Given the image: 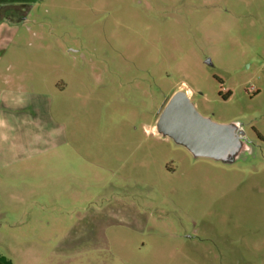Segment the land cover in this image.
Returning a JSON list of instances; mask_svg holds the SVG:
<instances>
[{"label":"rangeland","instance_id":"obj_1","mask_svg":"<svg viewBox=\"0 0 264 264\" xmlns=\"http://www.w3.org/2000/svg\"><path fill=\"white\" fill-rule=\"evenodd\" d=\"M177 90L234 162L156 132ZM0 255L264 264V0H0Z\"/></svg>","mask_w":264,"mask_h":264},{"label":"water","instance_id":"obj_2","mask_svg":"<svg viewBox=\"0 0 264 264\" xmlns=\"http://www.w3.org/2000/svg\"><path fill=\"white\" fill-rule=\"evenodd\" d=\"M156 132L186 147L193 155L234 162L245 141L236 123H220L202 115L184 90L166 102L156 121Z\"/></svg>","mask_w":264,"mask_h":264},{"label":"trees","instance_id":"obj_3","mask_svg":"<svg viewBox=\"0 0 264 264\" xmlns=\"http://www.w3.org/2000/svg\"><path fill=\"white\" fill-rule=\"evenodd\" d=\"M0 264H12V263L6 256L0 255Z\"/></svg>","mask_w":264,"mask_h":264},{"label":"crops","instance_id":"obj_4","mask_svg":"<svg viewBox=\"0 0 264 264\" xmlns=\"http://www.w3.org/2000/svg\"><path fill=\"white\" fill-rule=\"evenodd\" d=\"M188 92H189L190 94L192 93V91H191L190 89L188 90Z\"/></svg>","mask_w":264,"mask_h":264}]
</instances>
